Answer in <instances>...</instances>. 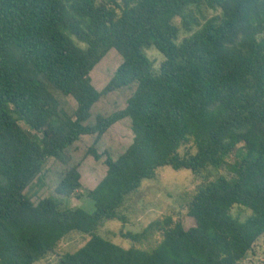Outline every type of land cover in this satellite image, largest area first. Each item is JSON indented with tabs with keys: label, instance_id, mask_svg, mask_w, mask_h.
Returning a JSON list of instances; mask_svg holds the SVG:
<instances>
[{
	"label": "trees",
	"instance_id": "trees-1",
	"mask_svg": "<svg viewBox=\"0 0 264 264\" xmlns=\"http://www.w3.org/2000/svg\"><path fill=\"white\" fill-rule=\"evenodd\" d=\"M162 166L230 175L191 194L188 228L155 219L129 247L97 233ZM84 188L92 212L62 207ZM73 231L88 240L53 264H237L264 237V0H0V264Z\"/></svg>",
	"mask_w": 264,
	"mask_h": 264
},
{
	"label": "rangeland",
	"instance_id": "rangeland-1",
	"mask_svg": "<svg viewBox=\"0 0 264 264\" xmlns=\"http://www.w3.org/2000/svg\"><path fill=\"white\" fill-rule=\"evenodd\" d=\"M189 12L200 21L204 18L200 11L195 7H191ZM202 12L208 17L220 14V10L202 7ZM177 22L181 25V20ZM189 33L181 28L179 40ZM147 55L154 60L155 67L158 68L164 60L162 54L157 48L150 47L146 49ZM116 56L111 55L94 73V78L100 85H103L112 71L111 67L115 64ZM22 125H25L21 122ZM184 149H182L183 151ZM218 173L229 176L227 169L220 170L211 169L209 172L194 174L188 169L176 170L171 166H162L157 170L154 178H146L142 181L140 188L130 196L124 208V213L127 215V222L118 220H107L98 227L97 233L114 241L115 243L129 247L133 244L132 241L122 236V232H138L144 229L151 221L155 219H163L168 215L180 217L183 219L185 227L188 228L194 224V219L187 214V202L191 194L196 188L208 178H212ZM87 189H80L70 197L64 200L63 208H78L82 207L85 210L92 212L95 207L93 201L87 196ZM240 207H235L234 212L239 211ZM246 213H243V216ZM89 235L73 231L70 235L64 238L56 248L49 254L46 259L35 264H53L59 254L65 251L76 250L85 244ZM156 238L152 237L141 246L150 247L156 243ZM237 264H264V237L254 245L252 251H249L246 257Z\"/></svg>",
	"mask_w": 264,
	"mask_h": 264
}]
</instances>
